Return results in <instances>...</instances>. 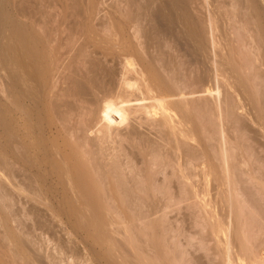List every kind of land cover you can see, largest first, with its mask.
I'll list each match as a JSON object with an SVG mask.
<instances>
[{
    "label": "rangeland",
    "instance_id": "obj_1",
    "mask_svg": "<svg viewBox=\"0 0 264 264\" xmlns=\"http://www.w3.org/2000/svg\"><path fill=\"white\" fill-rule=\"evenodd\" d=\"M156 48H157V51H156ZM103 50L104 52L106 51L105 55H104V52L102 53ZM146 50L149 53H147ZM126 57H129L134 60L136 64V68L138 67L142 68L144 66V69L146 68L147 71L150 70L149 74H150V77L151 76L153 77L152 80H154L155 84L157 83L159 87L161 86V89H164V92L168 94L173 92L172 91L173 87L170 85L175 86L173 83L178 79L182 80L183 82H184L183 79H186L188 83L185 82V84L187 85L188 84L190 85L192 83L191 85H193L194 88L190 85L189 88L191 89L192 87L190 91L194 89L196 90L195 92H197L196 94L199 95V97L194 98L195 100L197 99L195 104H197L198 110H195V112L193 110L192 115H191L193 117L190 116V112H189V116H190L189 119L191 120L190 126H193L194 128V130L192 131L194 132L196 131L195 132L196 134L195 133L194 134L196 135L197 141L186 140V142H189V145L193 144L192 146L195 148L192 147L193 148L192 150L199 151L202 153L206 152V154L205 153L204 154L208 155V158L204 156L205 158L204 159L202 158L201 159L202 161L200 160V162H204L203 160L205 159H207V161L209 160L211 163L214 162L212 165L208 161V163H210L208 167L211 166V168L214 169V170L211 169V171H214L215 173L218 172V175L216 176V178L220 177L219 173H220V170L222 169L219 164L220 162L217 159L219 156V154L217 153H219L221 149L218 137L222 136L221 131L225 132L224 130H221L222 128H226L225 136L228 139L227 142L230 144L229 145L227 143L229 146V149L234 148L233 149L234 152L231 151L233 156L234 154L235 156L237 155L236 157L238 158L242 156L240 160H243L246 158L248 154H250L249 155L250 157L251 155L254 158L256 156L253 162L251 161V164H247L248 162H246L247 161L246 159H250V160L253 159V157H251L252 158L251 159L249 156H247L248 158L245 159L246 161L243 160L240 162L245 161L247 165H250L248 168L251 167L252 163L254 165L255 164L260 165V166L257 165V167L256 165L255 167H253L252 165L253 170L254 168H256L255 171H253L252 169L246 168L245 170L247 171L248 170L253 171V172L249 171V174L248 172L247 173L245 172V174H248V175H244V173H241L240 171L241 176H245V177L247 176L245 179L250 180L251 178L249 177H251L252 175H255L254 174L255 172L257 174L258 173L257 169H260L264 165L263 163L264 162V0H0V264H82V263L83 264H147L146 258L147 260H149L148 258L151 256L152 258H156L159 263L160 261L158 260L157 257L159 256L162 257L164 256V254L166 256V259L172 258L170 260L168 259V263L171 262L172 264L173 259L176 255H177L176 256L177 258L175 257V259L182 258L180 256L181 253L183 257L185 255V259L187 260V262L186 260L184 262L186 264H190L189 262L191 260H192L191 261L192 264H194L195 262H197L198 264L199 260L204 259V255H202L203 259H202V256L201 258H199L200 256L198 255V257L196 258V261L194 259L195 262L193 263V258H195V256L193 257V253H196L197 249H189V248L185 249V247L186 248L187 246L190 247V245L192 244L191 243L192 241L199 239V235L201 234V231L204 233L208 231V230H205L207 228H204L202 225H200L202 222L200 221L201 222L200 223L197 220L199 219V217L201 216L203 212L205 213L204 215L207 218L205 220H207V222L210 223L209 227L212 224L211 220L208 217L209 211L206 209L212 206V202H211V205L207 206L206 208L201 207V209L203 208L206 210L202 209L201 212H198V214L200 213V215H198L196 211L200 209L201 205L196 206L195 204V203H197V205L202 204V202L204 203L208 200L207 198H209V201H211V197H208L209 194L207 196L205 195L206 192H210L211 194L212 190L209 187L206 188L205 186H203V188H199L201 189V191L202 190L204 191V192H200L201 193L200 195H202V198L205 195L207 197L205 198L206 201L205 200L203 201L204 198L202 199L199 196H198V199L200 198L202 200L197 201L196 199L197 196L196 198L193 197L194 199H196L197 202L193 198H192V200H194L193 202H191V199L189 200V203L191 202V205L193 203L194 207L196 206L199 208L195 207L193 209V205L190 207L185 205L186 202L188 203V201L184 202L185 204L183 203V205H185L184 207L182 204L178 205L179 207L177 208L174 207L173 205L171 207L167 206L168 208L165 206L166 210L161 209L163 208V206L162 204H160L161 207L160 205H156L160 209L158 210V208L156 207L157 209L155 208L154 210L155 213L151 215V213L153 212V210H151L153 208L151 207H155V206L151 205V207L149 208L152 211L151 212L148 209V207L150 206L149 203L147 204L148 205L147 208H146L147 205H145L144 203L145 199H147V195H146V198L144 197L145 194L147 193L146 188H149L150 185L151 187L153 184L155 185V181H153L154 179L152 177L151 178L153 180L151 178H149V180H146L147 179L146 178L144 180L145 183L142 182L143 184L141 185L143 186H141L140 185L141 182L137 181L136 178L138 179L139 177H141V175L143 176L144 174L142 173L144 172L146 175L147 174L146 169L156 167V166L154 167L153 165H152L153 167H151V164L150 166H148L149 164L148 162L150 159L152 161V158L151 156H148L147 152L149 150L154 151V149H156L157 147L159 148V146L162 143L166 144L165 142L160 143L161 140H159L158 136H156L157 134H155V130L151 128L152 125H149V122H150L149 120H148L149 121L148 123L146 124L143 123L144 125L142 126L141 125L139 126L137 124H132V128H128L130 132H124L128 136L118 135L119 136V138H117L118 145L116 142V146H115V141H116V137H115L114 147H113V148L117 147L116 148L117 150L114 151V154L117 155L118 158L117 157L115 158L118 159V162H122L125 160L128 161L127 158L130 160L131 158L135 157L134 155H136L135 159H137V157L139 158L137 159V161L134 159L132 162L131 161L129 162L131 163L130 164L131 166L132 163L136 164L139 161L138 165L133 164L132 166H134V172L135 171L140 172L141 170V173H139L141 175L136 173V175L138 174L137 176H139L137 177L135 173L133 172V170L132 172H130V170L128 169L130 172L129 174L134 173L133 175L135 176V179L134 177H132L134 180H132L131 178H128V179H130L131 182L132 181L135 182V180L137 181L136 183L140 182L137 185L135 183L134 186H138V187L141 186L142 188H144V186L146 187L148 185L149 187L147 186L146 188H144L146 191L145 194H144L145 191H142V188H138L141 190V192L140 190L138 191V189H137V192H134L136 187L133 188V183L132 184L129 183L130 185L122 184L125 186V187L123 186L125 190L127 187L126 191H123L124 189L121 187L123 189L122 192H124V194H122L121 191L116 190L118 185H114L115 181L118 179L120 180L121 178L122 179L120 181L124 180L123 175L125 174L122 173V171L123 172L127 171V170L121 171L120 169L121 172L119 171L118 172L119 174H117V176L115 174V176L119 177L121 175L122 176L121 178L117 179L116 177H114L116 179L115 181H110V179H108L107 181V178H106V181L108 183L114 182L112 183L113 185L111 183L108 184V186H110V189L106 188V189H109L110 191H112L113 189V191L111 192L113 197L112 196L111 197L114 200H116L113 202L114 206L112 205L113 203L110 202L111 201L110 199H109L110 200L109 203H112L110 204L112 206H110L109 203H105L107 206L104 203H102L104 201L108 202V200H106L107 199L106 197L103 198L100 196V199H97L99 198L97 195L101 194L99 193L101 192V190H98L99 192L96 191L98 194L94 195L95 191L93 189L89 188L90 190L88 191L86 188L84 189V188H79V187L76 188L78 194L80 195L79 193L80 191H82L83 195L87 194L86 195L87 198L86 196L82 197V193H81V197L85 198L89 202L92 201L93 204H90V205L85 204L83 205L84 207L82 205H81L82 207L75 205L76 203H78L76 201L80 200L79 199L80 196L77 195L79 196L78 197L79 200L78 199L75 200L72 197H75L76 195L74 194L75 196H72L73 194H69L70 192H67V190H65L67 188L66 186L67 181H64V180L68 179V176L66 177V175H64L65 173L63 174L64 175L63 176L62 175L63 172L59 174L60 176L62 175V178L65 177V179L64 178L63 179L61 178L62 180L60 179L62 182L64 181L62 184H60L59 182L60 188H55V186L53 187V184H50V183H49L50 185L48 186V183L45 181L46 177L43 176V174H41V177H40V174H37V176L38 175L39 176L36 177L37 182L39 181V184H41L44 187L45 191H48V192L52 191V193L54 194L56 192L55 189H59L57 190L58 194L55 193V195L57 196V198H59L60 202L63 200L62 203H58V204L52 203L50 204L52 206H50L49 204H46V205L42 204L40 206L37 205L35 206L36 208H34L32 206H29L28 204H25L21 200V195L19 193L20 185L18 184L19 179H17V177L19 178V174H18L19 172L15 173L17 171V170L15 171V169L18 167H21V164L23 165L22 167H26L30 165L31 162L33 164L35 162L34 161L35 158L32 159L31 158L32 156H29L30 152L27 153L25 151V153L28 155H26L23 152L25 155V159H26V160L24 159V161L25 162L27 161V162L24 163L22 159H18L19 153L17 152L19 151L16 152L18 154L17 155L15 153V150H17L16 149L17 145H15V142L17 141L18 145L20 143L21 144L23 143L24 145L26 144L25 146H27L28 143L33 142L32 138H34L35 135L37 136V134L34 133V130H36L39 127H40L39 130H41L43 124L45 123L46 117L50 116L49 117L50 120L55 119L53 117L54 115L53 116L49 115L50 114L49 108L51 107V105L49 107V104L52 102L51 101L52 99L55 100V98L53 97H56L55 95L60 93V92L59 93L57 92L60 91L61 88L65 86L64 91H66V89L69 88L68 86H66L67 83L65 84V82H67L68 79L73 80L74 78V81L81 79V83L83 85L86 84V82L83 83V80H82L84 79L85 81V78L79 76L80 73L76 74L75 72H73L74 70H77L76 72L80 71L78 69L79 66H81L79 65L80 61L81 62L83 61V63L88 62L86 64L84 63V65H87V66L90 64L89 61L91 60L93 61L91 62L93 64L94 63L96 64V61H97V64L102 63V65H105V66H109V67L113 66L114 71L116 72L113 75V77H115V75L118 76L117 73H119L120 70L122 69L121 64L119 62L123 61L122 58L124 59ZM104 61H106L105 64L103 63ZM74 63L78 64L79 66L78 65L75 66ZM64 67H67L68 71L67 69L65 70ZM81 68L82 67H80V69ZM172 69L174 70L172 71ZM56 74L60 76L57 77ZM61 75L65 77L63 78L61 77ZM72 75L75 77H72ZM169 75L174 78V79L172 78L173 80H175L176 77L178 78L175 81L170 83L171 77L170 79L167 78L169 77ZM56 77L57 79H55ZM66 77L67 78L69 77V78L67 79ZM76 77L78 79L75 80ZM65 78L67 79V81ZM64 79L65 81L64 83H62ZM188 80H191L190 81L191 83ZM5 85L9 87V90H7L8 93L6 92V88L8 87H6ZM206 88H215L214 90L218 89L220 93L218 97L220 98L218 99V97H215L217 96V93H214L213 95L209 94V96H206L208 94H206V92H203V90H205ZM64 91L61 90L62 93ZM202 92H203V95L200 96ZM48 93L50 94V97ZM46 94L47 96H45ZM62 97L66 99V97L64 96ZM214 97L217 98L216 99L217 102L218 101L222 102L221 104L218 103L219 108L215 105L217 104V102L216 100H214ZM26 98L27 99L29 98L28 101ZM44 98H45V104L43 105L45 106L48 104L45 107L40 104L44 102ZM174 99L175 98L172 97V100L176 101V99L175 100ZM212 101H215V103ZM32 102L33 103L35 102L36 105H34ZM12 103H13V106H12ZM7 104H9V106H7ZM205 104L206 105L210 104L214 106L213 107L214 109L213 110L210 109V112L208 111L209 113H207V111H205L202 107V105H205ZM39 105L41 107H39ZM17 107H18V111H17ZM42 108L44 111H42ZM38 109H41V111ZM46 110L48 113L46 112ZM219 112L220 114H222V116L219 114ZM225 112L227 113L225 114ZM206 113H207V116L210 115L208 119H207ZM19 116H20V119H19ZM22 119L24 123L21 121ZM25 119L27 120L29 119V121L26 120L27 121L26 122ZM47 119L48 118H46V120ZM206 121H209L210 123ZM218 121H220V123ZM33 123L37 127L33 125ZM203 123H205L204 125H208V126L211 124L210 125L211 127L209 126L211 130L208 128L209 131H207L206 128L208 126L205 128L206 130L205 129L200 130V129H203ZM219 124H221L220 130L218 129ZM21 125L26 126V127H23ZM33 127L35 128L34 130H33ZM6 128L9 130H6ZM134 131L136 132L134 133ZM6 132H8L9 135L5 134ZM205 132L209 133V135L207 134L209 138L213 135V138H211L210 140L208 138L209 142L207 143V145L205 143L207 142V139L203 137V136L207 137ZM216 132L217 133L219 132V133L217 134ZM90 136L93 137V134H90ZM52 138L53 136L50 137L49 143L50 141L52 142L53 140H55V137L53 139ZM62 140H64L65 142L66 139H62ZM67 140H69L68 137H67ZM67 140L66 142H68ZM155 140L157 143H160V144L159 145L156 144ZM151 141H154V142H151ZM220 141H221V137H220ZM210 142L212 144H210ZM154 143H155V146L154 145H153L154 147L151 146ZM111 144H109V146ZM170 144L173 145L174 143L171 142ZM194 144L196 146H194ZM202 144L206 146L204 147ZM208 144L211 146V148L209 146L210 150H208L207 148ZM7 146L8 148H6ZM20 146L18 149L21 150L20 152H22L23 149ZM25 146H23V148ZM148 146L154 149L152 148L149 149ZM110 147H112V145ZM166 147H171V146L168 145ZM183 148H185V146ZM118 149L120 152H117ZM203 149L204 151H202ZM5 151H8V153ZM155 151L158 152L157 149ZM138 152H141V153H138ZM149 152H152V151H149ZM171 152L173 155H175L173 151ZM208 152H210V154H208ZM152 153H149V154H152ZM215 153L218 156H215L216 155ZM141 154L145 156V159H148V161L145 159H144L145 161H142ZM22 155L20 157H23ZM128 155H131V156L133 155V157L131 156L127 157ZM210 155L212 157L215 156V158L216 157L217 158L216 159L214 158L213 160V158H211ZM123 157L125 158V160ZM152 157H155V156L152 155ZM157 158H155L156 161H157ZM159 158H160V161L163 160L161 159V157ZM7 159H8V162H5L7 161ZM170 159L171 157H168L165 161H169ZM233 160H234V157L233 159L231 158L230 161H233ZM12 162H14V164L16 163L17 166L14 165ZM234 162L236 164L237 161H233V164ZM157 163H160V162L157 161ZM7 164L8 165L10 164L9 166H11L12 168L16 166V168H14L15 172H12L13 169L9 168ZM204 164L206 163L204 162ZM242 164L244 165V168H245L246 165L244 163ZM242 164H240V166ZM4 166L8 167V170L11 172L12 175L10 174L9 171H8L9 174L8 175L6 174L7 169L5 171ZM173 166H175V163ZM175 168L177 169V166ZM240 168L241 167H239V169ZM262 168H263L262 170L260 169L262 172H259V173H262L263 177L261 176V174L259 175L262 178H264V172H263L264 166ZM197 169L196 171L200 173L201 168L199 167ZM151 170H150V173H151ZM117 171L118 170L116 169V172ZM153 171L154 169L152 170V173ZM236 172L235 173L238 174V170ZM58 173H60V171ZM129 174L128 176L131 177ZM145 175L143 177H146ZM211 175H213V172H211ZM110 176L112 177V175ZM143 177H141V179H143ZM210 177H209L210 181H212L213 178H215L214 175ZM261 177L260 179H262ZM43 178L45 180H42ZM124 178L126 182H130L126 180L127 179L126 177ZM173 178L177 181V178H175V175ZM214 180L216 181V183L214 182ZM214 180L213 182L217 184L218 179H214ZM125 181L121 183H124ZM250 181L252 182V180ZM250 181L249 183L251 184ZM65 182H66V185H65ZM75 182L76 181H74V184ZM199 182H202V180ZM213 182H210L211 183L210 187L212 188L214 187L212 185ZM253 182H255V184L257 183L255 180ZM161 183L163 182H160L159 184ZM165 183H164V187L167 185V184L165 185ZM159 184L156 183V185L158 186ZM243 184L245 185L244 189H246L248 186L246 181ZM255 184H253L254 187L252 190H250L252 186L251 185L248 186V188L246 189L247 190L246 193L250 196L252 195L253 199H256V202L255 200H252L254 201L253 202L254 204L255 203L260 204L261 202H258L257 199L259 198L258 199L259 201L263 200L262 198L264 196L260 199L261 195L259 196V194H256L253 190L254 189L260 190V186L262 184L260 185V181H259L260 186L257 184L258 185L257 187L259 188H256ZM122 185L120 184V186ZM61 186H63L64 190L63 189L60 190L62 188ZM113 186L114 188L116 186L115 190ZM129 186H131L134 190H129ZM2 187L3 188L5 187L6 189L5 188L3 189ZM131 187L130 189H132ZM263 187H264V182H263ZM205 188L207 190H205ZM263 189L264 188H261V190ZM102 190L104 191V189ZM213 190L216 191V189H213ZM220 190H221L220 193H223L224 190L226 192V189L224 187H223V192H222V189ZM258 190H255V191L257 192ZM261 190L259 191L260 194L262 193ZM21 191L22 190H20V192ZM61 191H65V193H63L64 196L62 195ZM172 191H174V189H172ZM7 192L9 195L6 194ZM138 192L139 194H137ZM52 193H48V195L54 196ZM90 193L91 194L93 193V194L90 196ZM4 194L6 197L4 196ZM59 194L61 195L59 196ZM65 194H68L70 195V197L71 196L72 197L69 198V196ZM212 194L210 196H213ZM214 194L216 193L214 192ZM93 195L95 197L97 196L96 198L97 200L102 199L103 201L98 202L94 198ZM126 195L128 196V199ZM137 195L140 196L139 198L140 200H141V197H143V199L145 198L142 202L143 205L139 203L141 201L138 200L137 197L139 196ZM255 195H258L259 197L257 198L255 197ZM7 196L9 197L7 198ZM27 196L28 198L34 197L35 199L36 198L38 199L37 195H31V193L30 195L27 194ZM161 196L164 197L162 194ZM60 197L62 198L60 199ZM124 197H125V200L127 199L126 201L122 200V198ZM133 198H135L137 201L134 200ZM129 199H130V203H129ZM72 200L75 201V203H71ZM93 200H96L97 203L95 202V204H98V205H95ZM121 200H122V203H120ZM131 201L134 202L135 205ZM252 201H250V203H252ZM83 203L85 202H82L81 204ZM263 203L264 202H262V204ZM94 206H97L98 208L100 207L99 208L100 210H98V208ZM106 208H108V210ZM195 209L197 210L195 211ZM156 210H158V212H156ZM149 211H150V215L148 214L146 216L147 212L149 213ZM164 211H166V213ZM195 212L198 215L197 219L195 218L197 217ZM164 215L166 218L164 217ZM204 215H202L201 217L203 218ZM130 216L133 220L130 218ZM115 217H116V220H115ZM190 217L192 219H196V223L197 221L199 222V224H196L200 230V231L196 230V232L198 231L199 235L198 233L196 234L195 231H193L197 227L194 228L195 224L192 222L194 220H192ZM151 219L152 221L154 220L153 223L150 222ZM159 219H162L164 221L166 220V221L163 222L162 220H159ZM148 220L150 222L149 223L150 225L146 223V221L148 222ZM202 221H204V218L202 219ZM163 223H164V226H163ZM166 223L170 225L168 226ZM192 223L194 226L192 225ZM205 223H202V224H205ZM190 224H191V227L193 228L190 227ZM149 226L153 227V230L155 231L156 234H154V232L151 231L152 228ZM161 226H163L165 229ZM160 227L162 229L161 233H159L161 231ZM148 228L149 229L151 228L150 230L151 232L149 231ZM127 229L129 231L128 232L129 234L126 232ZM157 230H160V231L158 232ZM163 230H166V231L163 232ZM170 230L171 231L173 230V231L171 232ZM165 232H166V235H165ZM210 232L211 230L209 231V236L211 234ZM152 233L154 235L150 237L149 235ZM147 234L149 237L147 236ZM170 234L172 236H170ZM204 235L206 236V234ZM205 236L204 237L200 236V239L202 238L203 242L200 240L199 241L200 244L196 243L197 245L194 244L195 246L193 245L191 246L195 248L196 246L198 245L200 246L201 244L203 246L204 245L203 243H206L205 244L206 246L207 242L211 240L207 241L208 239H210L208 236V232H207L208 238ZM204 238H207V239L204 240ZM213 239H214V235H213L212 241ZM152 240L154 241V243L156 242V244L152 243V245L156 246V247L153 246L154 248L152 246H151L152 248L149 246ZM187 240L189 242H187ZM169 241H171L172 243ZM146 242L148 243V245H146ZM174 242H176L178 245H176V243ZM185 242H187L188 245H186ZM165 243L166 245H164V247L169 245V247L171 246L170 247L171 250L169 249L168 246H167L168 249L166 247H165L166 249L163 248V244ZM213 243L215 244L216 241ZM213 243H211L210 245H212ZM217 243L219 244L218 240H217ZM210 245L208 247L211 250L213 249V251L210 250V252H207L209 250H206L208 254L211 252L214 253V250L217 248L216 247L217 245L214 246L215 248H211ZM205 246L203 247L205 248ZM219 246L221 250L223 251L222 245L219 244L218 248ZM199 248H198V251H199ZM202 249L203 248H201V250ZM205 249H208V248H205ZM75 250L77 251V253ZM146 250H148L150 254H146L148 253V251ZM176 250H178V252H176ZM184 250L186 251L189 250L190 252H192V256L189 251L188 253H186V251ZM203 251L205 252V250ZM165 252H168L169 255ZM172 252H174L175 254H173ZM206 252L205 254H207ZM216 252L217 254H219L218 251ZM221 252L219 254L220 256H222ZM177 253H179V255ZM213 253L212 255L216 256V258L218 259L221 258L219 257V255L217 256L216 254H213ZM146 255L147 256L150 255V256L147 257ZM186 255L188 256L187 257L188 259L186 258ZM212 255L210 254V257L208 258L209 260L212 259L211 258ZM189 257L191 258L189 259ZM206 258L207 257H205V259ZM223 258H224V254H223L222 259ZM205 259L203 261H205ZM208 259H206V261ZM218 259H217V264L223 262V261H220L218 263L219 261ZM160 260H161V264H163V262L164 264L167 263V262L165 263V260L164 261L162 259ZM155 261L156 260H153L154 263ZM181 261H182L181 264H183L184 263L183 260ZM206 261L204 263H206ZM179 262L178 264H180ZM222 264H224V262Z\"/></svg>",
    "mask_w": 264,
    "mask_h": 264
},
{
    "label": "bare ground",
    "instance_id": "obj_2",
    "mask_svg": "<svg viewBox=\"0 0 264 264\" xmlns=\"http://www.w3.org/2000/svg\"><path fill=\"white\" fill-rule=\"evenodd\" d=\"M121 49V48H120ZM119 49V50H120ZM108 50V49H107ZM112 51V50H111ZM124 51V50H123ZM147 51V50H146ZM156 51H157V48H156ZM163 51V50H162ZM165 51V50H164ZM104 52V50L102 51V53ZM106 52V51H105ZM104 52V55L106 54ZM108 52V51H107ZM114 52V51H113ZM126 52V51H125ZM128 52V51H127ZM96 53V52H95ZM109 53V52H108ZM112 53V52H111ZM140 53V52H139ZM147 53H149L148 51H147ZM97 54V53H96ZM125 54V53H124ZM133 54V53H132ZM135 54V53H134ZM165 54V53H164ZM167 54V53H166ZM121 56V55H120ZM119 56V57H120ZM125 56H127V55H125ZM129 56V55H128ZM92 57V56H91ZM105 57H107V56H105ZM130 57H132V56H130ZM100 59V58H99ZM177 59V58H176ZM82 60V59H81ZM94 60V59H93ZM101 60V59H100ZM99 60V61H100ZM122 60L123 61H120L119 63L121 64V67H122V69L120 70V72L119 73H117V75L118 76H116L115 75V77H113V75L116 73L115 71H114V68H113V66H105V65H102V63L100 64V63H98L97 64V61H96V64L94 65L93 63H91V62H93L92 60L91 61H89V60H87V61H89V65L87 66V65H84V63H83V61L81 62H79V65H81V66H79L78 64H75V66L76 65H78L79 66V70L81 71H79V72H76L77 70H74L73 72H75L76 74H78V73H80V77H83V78H85V81H84V79H82L83 80V83L84 82H86V86L85 85H83L82 83H81V79H78L77 77L75 78V80L76 79H78L77 81L79 82H77V81H74V78H73V80H70V79H68L67 77V79H68V81H67V79H66V81L67 82H65V84H66V86H68L69 88H67L66 89V91H64L65 90V86L63 87V88H61V90L62 91H64L63 93L61 92V90L60 91H58L57 93H61L62 94V96H64V97H66V99H64L62 96H61V94L59 93V94H56L55 96L56 97H53V98H55V100H53L52 98V102L49 104V107H50V105H51V107L49 108L50 110V114L49 115H51V116H53L55 119L54 120H50V116L49 117H46V116H44V117H46V118H48L47 120H46V118H45V123L43 124V126H42V128H41V130H39L40 129V127L39 128H37L36 130H34L35 128V124L33 123V125H35L34 127H33V130H34V133L35 134H37V136L35 135H33L34 136V138H32L33 139V142H30V143H28L27 144V146H28V148H27V146H25L23 143L21 144L20 142V144H21V146H20V144L18 145V142L16 141L15 142V145H17L15 148L17 149V150H15V153L17 152V151H19V152H17V153H19V158H18V156H17V158L18 159H22L23 161H24V159H25V155H24V153H25V151L27 152V153H29L30 152V155L29 156H32L31 158L33 159V158H35V164L33 163L32 164V162H31V164H30V162H29V164L30 165H28V166H26V167H22L23 165L21 164V167H18V168H16V163L14 164V162H12L14 165H16L15 167H14V165H13V167L14 168H16L15 169V171H14V168H12L11 166H9L8 164H7V166L9 167V168H12V169H10V170H12V172H15V173H17V172H19L18 174H19V178L17 177V179H19L18 181H19V187H20V190H22L21 192H20V190H19V193H20V195H21V200H22V202H24L25 204H28L29 206H32V207H34V208H36L35 206H37V205H46V204H54V203H62V201L60 202V200H59V198H57V196L55 195V193H57L58 191L57 190H59V189H55L56 190V192L53 194L52 193V191L50 192H48V191H45L44 190V187L41 185V184H39V181L37 182V178L36 177H38L37 176V174H40V177H41V174H43V176H45L46 177V180L43 178L42 180H45L47 183H48V186L50 185V184H53V187L55 186V188H60V185H59V182H60V184H62L64 181H67V185H66V182H65V185L67 186V188L65 189V190H67V192H70L69 194H73L72 196H75V197H77V198H75V197H72L73 199H78V197L80 196V200L79 201H76V202H80L79 204L78 203H76L75 205H77V206H80V207H82L83 205H85V204H88V205H90V204H93L92 203V201H87L85 198H82V197H84V196H86V195H83V193H82V191H80L79 193H80V195L78 194V192H77V190H76V188H86L88 191L90 190V189H93L95 192H94V195H96V194H98L97 192H99L98 190H101V192H99V193H101L100 195L98 194L97 196L99 197V198H97V196L95 197L94 195V198L96 199H100V196L101 197H103V198H107L106 200H108V202H106V201H104V202H102V203H109V201L110 202H114V201H116V200H114L112 197V191H113V189H112V191H110L109 189H110V186H108V184L109 183H111V182H107L108 181V179H110V181H115L116 179L114 178V177H116L117 176V174H119L118 172L120 171V169H121V171L122 170H127V171H125V172H123L122 171V173H124L125 175H123V179L124 180H122V181H120L122 178V176L120 175L119 177H116L117 179L118 178H121L119 181L118 180H116L115 181V184L114 185H118L117 186V188H116V186H115V188H116V190H119V191H121V193L122 194H124V192H122V190L124 189V185H122V184H129V183H133V188H135L136 187V189H135V191L134 192H137V189L138 188H142L141 186H143V185H141V184H143V183H145L144 182V180L146 179V180H149V178H151L153 181H155V185H154V187H153V185H152V187H151V183L149 184L150 185V187L149 188H146L145 186H144V188H146V191H147V193H146V191H145V189L144 188H142V191H145L144 192V194H145V198H146V195H147V199H145V201H144V203H145V205H147L148 203H149V207H148V205L146 206V208L148 207V209L151 207V205L153 206H155V207H151V208H153V209H151V210H153V212L151 213V215L153 214V213H155V208L157 207L158 208V206H156V205H160V204H162V206H163V208H161V209H165L166 210V207L167 206H169V207H171L172 205L174 206V207H179L178 205H180V204H182L183 205V203L184 202H186V201H188V203L186 202V204L185 205H187V206H192L193 205V203H192V205H191V202H193L194 200L196 201V199H197V201H199V200H202L203 198V201L205 200L206 201V199L205 198H207L206 196L209 194V196L208 197H211V201H209V198H207L208 200V202H210V203H208L207 201L206 202H202V204H198L197 205V203H195L196 204V206H199V205H201L200 206V209L199 210H197V209H195V211L197 212V214H198V212H201L202 211V209H201V207H204V208H206L207 206H210L211 205V202H212V206H210V207H208V208H210V209H208V208H206L208 211H206V212H208L209 213V215H208V217H209V219L211 220V226L209 227V225H210V223L209 222H207V220H205V219H207L206 217H205V213L203 212L202 214H201V216L202 215H204L203 216V218H204V221H202V217L200 216L199 217V219H197L198 218V215H200V213L197 215L196 214V212H195V214H196V216L197 217H195L199 222L201 221L202 223H205V221H206V225L205 224H202L201 222V224L200 225H202L204 228H207V229H205V230H208V231H206L205 233L204 232H202L201 231V234L199 235V233H198V231H200L199 230V228L197 227V225L196 224H199V222L197 221V223H196V219H192L193 218V216L195 215H193L192 216V220H194V221H192L194 224H195V227L194 228H196V229H194L193 231H195V233L197 234L198 233V235H199V239H197V240H195V241H190L191 243V245H193V246H195L194 244H198L199 243V241L201 240L202 242H203V240H202V238L200 239V236L201 237H204L205 235L204 234H206V236L205 237H207V232H208V236H209V231L211 230V234H210V236H209V238L210 239H208L207 241H209V240H211V241H209V242H207V245L205 246V244L206 243H203L204 245L203 246H205V248H208V249H205L203 246H202V244L199 246V247H201V248H203L202 250H201V248H199L198 246H196L195 248H193L191 245H190V247H188L187 246V248L185 247V249H197L195 252L197 253H193V257L195 256V258H193V263L196 261V258L198 257V255L200 256L199 258H201V256L202 255H204V259H205V257H207L206 259H208L209 257H210V254L212 255V253L213 252H211V253H207V252H210V248L208 247L211 243H213V242H215L216 241V243H217V240H218V242H219V244H221L222 245V247H223V251L221 250V248H220V246H219V248H218V243L216 244H212V245H210V247L211 248H215L214 246H216L217 248H218V250H217V248L215 249L216 251H218V253L220 254V252L222 253L221 255L222 256H220L219 254H217V252L214 250V253L213 254H216L217 256L219 255V257H221V258H216V256H214V255H212L211 256V258L213 259V261H212V259H208L207 261H208V263L210 264L211 263V261H212V263L213 264H217V259L219 260L218 261V263L220 262V261H223L224 262V264H264V203L262 204V202H264V194H263V190H261V188H264L263 187V182H264V178H262L263 177V174L262 173H259V172H262L261 170L263 169L262 167L264 166H262L260 169H257L258 170V173L256 174V172L254 173L255 175H252L251 177H249V178H251L250 180H252V182L250 181V180H246L245 178L247 177H245V176H241V173H244V175H248L249 174V171H251V170H245L246 168H248L250 165H247V164H251V161L253 162V160L256 158V156H255V158L251 155V157H253V159L249 156L250 154H248L247 156H249L252 160H250V159H246V158H248L247 156H246V160L245 159H243V160H245L246 162H248L247 164H246V162L244 161V162H240V161H243V160H240V158H242V156H240L239 158L238 157H236L235 156V154H234V156H233V154H232V152L231 151H233V149L234 148H231V149H229V146H228V139H227V137L225 136L226 135V128H222L221 129V124H219L218 126H219V130L221 129V130H224L225 132H223V131H221L222 133H221V135L222 136H220L221 137V141H220V137H218L219 138V142H220V152L219 153H217V154H219V156L216 154L215 156H218V160H219V164H220V166H221V170H220V173H219V178H220V180H219V178H216V176L218 175V172L217 173H215L214 171H211V166H209L208 167V165L211 163L209 160V162L210 163H208V161H207V159H205V160H203L206 164H204V162H200V160L203 158H205L204 156H206L207 158H208V155H205L206 154V152H204V153H202V152H199V151H194V150H192L193 148H195V147H193L192 145H189V142H186V140H188V141H197L196 140V131L194 132V131H192V130H194V128H193V126H190V122H191V120L189 119L190 118V116L192 115V112H193V110H194V112H195V110H198L197 109V104H195L196 103V100L194 99L195 97H199V95L198 94H196L197 92H195L196 90H192V91H190L191 89H192V87H193V85H191L192 83L190 82L191 80H188L191 84V89L189 88L190 87V85L188 84H185V82H187V80L186 79H183L184 80V82L182 81V80H176L178 77H176L175 78V80H173L174 78L173 77H171L170 75H169V77H167V78H169L170 79V77H171V79H170V83L171 82H173V81H175L173 84L175 85V86H173V85H170V86H172L173 88H172V93H170V94H168V93H166V92H164V89H161V86L159 87L158 85H157V83L155 84V82H154V80H152V76L150 77V70L149 71H147V69L145 68L144 69V66L143 65H141V66H143L142 68L141 67H138V68H136V64H135V62H134V60L133 59H131V58H129V57H126V58H122ZM160 60H161V58H160ZM168 60V59H167ZM167 60H165V61H167ZM98 61V62H99ZM136 61V60H135ZM105 62L106 61H104L103 63L105 64ZM78 63V62H77ZM83 63V64H82ZM86 63H88V62H86ZM85 63V64H86ZM108 63H109V61H108ZM168 63V62H167ZM71 64H72V62H71ZM100 64V65H99ZM141 64H142V62H141ZM164 64V63H163ZM85 67H84V66ZM99 65V66H98ZM138 65V64H137ZM74 66V67H75ZM101 66V67H100ZM174 66V65H173ZM70 67V66H69ZM80 67H82L81 69H80ZM165 67V66H164ZM168 67V66H167ZM245 67V66H244ZM139 68H141V69H139ZM58 69V68H57ZM64 69L66 70L67 69V67H64ZM76 69V68H75ZM167 69V68H166ZM65 70H63V71H65ZM73 70V69H72ZM174 69H172V71H173ZM67 71H68V69H67ZM170 71V70H169ZM23 73V72H22ZM58 73H59V71H58ZM57 73V74H58ZM64 73V72H63ZM66 73V72H65ZM12 74H13V72H12ZM56 74V75H57ZM69 74V73H68ZM75 74V75H76ZM53 75H55V74H53ZM65 75V74H64ZM74 75V74H73ZM72 75V77H75V76H73ZM172 75V74H171ZM7 76V75H6ZM60 76V75H59ZM58 75H57V77H59ZM71 76V75H70ZM78 76V75H77ZM166 76H168V75H166ZM57 77L55 78V79H57ZM61 77H63L62 75H61ZM65 77V76H64ZM63 77V78H64ZM72 77H71V79H72ZM175 77V76H174ZM10 78V77H9ZM62 78V79H63ZM181 78V77H180ZM188 78V77H187ZM5 79H6V77H5ZM54 79V80H55ZM65 79L63 80V82L62 83H64V81H65ZM166 79V78H165ZM190 79V78H189ZM61 80V79H60ZM69 80H70V82H69ZM6 81V80H5ZM9 81V80H8ZM51 81V80H50ZM179 81V82H178ZM56 82V81H55ZM54 82V83H55ZM59 82V81H58ZM182 82V83H181ZM60 83V82H59ZM188 83V82H187ZM52 84V83H51ZM58 84V83H57ZM61 84V83H60ZM59 85V84H58ZM6 87H8L7 85H5ZM21 86V85H20ZM43 86V85H42ZM5 87V88H6ZM29 87V86H28ZM38 87H40V86H38ZM57 87V86H56ZM159 87V88H158ZM48 88V87H47ZM52 88V87H51ZM194 88V87H193ZM217 88V87H216ZM46 89V88H45ZM56 89V88H55ZM189 89V90H188ZM215 88H206L205 90H203V92H206V94H208V95H206V96H209V94L210 95H213L214 93H217V96H215V97H218L219 96V90L218 89H216V90H214ZM7 90H9V87L8 88H6V92L8 93V91ZM30 90V89H29ZM52 90V89H51ZM5 91V90H4ZM22 91V90H21ZM32 91V90H31ZM37 91V90H36ZM49 92H51V91H49ZM169 92V91H168ZM203 92H202V94H200V96L201 95H203ZM31 93V92H30ZM37 93V92H36ZM47 93V92H46ZM199 93H201V92H199ZM10 94V93H9ZM49 94V93H48ZM52 94H53V92H52ZM196 94V95H195ZM92 95H93V97H92ZM94 95H95V97H94ZM198 95V96H197ZM10 96V95H9ZM20 96V95H19ZM44 96V95H43ZM42 96V97H43ZM45 96H47V94L45 95ZM206 96H205V98H206ZM29 97V96H28ZM40 97V96H39ZM49 97H50V94H49ZM91 97V98H90ZM172 97H174L175 99H176V101H173L172 100ZM214 97V100H216L217 98H215ZM41 98V97H40ZM71 98V99H70ZM93 98V99H92ZM220 97H218V99H219ZM27 99V98H26ZM29 99V98H28ZM28 99H27V101H28ZM68 99V100H67ZM174 99V100H175ZM192 99H194V100H192ZM199 99V98H198ZM42 100V99H41ZM213 100V99H212ZM8 101V100H7ZM12 101V100H11ZM33 101H34V99H33ZM37 101H38V99H37ZM46 101H48V100H46ZM211 101V100H210ZM258 101V100H257ZM16 102V101H15ZM212 102H214L215 103V101H212ZM216 102H217V100H216ZM10 103V102H9ZM14 103V102H13ZM13 103H12V106H13ZM33 103V102H32ZM218 103H222V102H220V101H218L217 102V104H215L217 107H218ZM11 104V103H10ZM24 104V103H23ZM34 105H36L35 104V102L33 103ZM38 104V103H37ZM42 106H44L43 104H45V98H44V102L43 103H40ZM46 104H47V102H46ZM220 104H219V106H220ZM19 105V104H18ZM48 105V104H47ZM47 105H45V106H47ZM7 106H9V104H7ZM6 106V107H7ZM27 106V105H26ZM38 106V105H37ZM44 106V107H45ZM210 106H212V105H210V104H205V105H202V107H203V109L205 110V111H207V113H209L210 112V109L211 110H213L214 108V106H212V107H210ZM21 107V106H20ZM39 107H41L40 105H39ZM39 107H37V108H39ZM200 107V106H199ZM224 107V106H223ZM22 108V107H21ZM33 108H34V106H33ZM47 108V109H48ZM219 108V107H218ZM222 108V107H221ZM225 108V107H224ZM230 108V107H229ZM8 109H9V107H8ZM16 109V108H15ZM206 109H208V110H206ZM217 109V108H216ZM7 110V109H6ZM20 110H22V109H20ZM38 110H40L41 111V109H38ZM37 110V111H38ZM228 110V109H227ZM9 111V110H8ZM17 111H18V107H17ZM42 111H44L43 110V108H42ZM202 111V110H201ZM209 111V112H208ZM215 111V110H214ZM213 111V112H214ZM220 111V110H219ZM226 111V110H225ZM36 112V111H35ZM39 112V111H38ZM46 112H47V110H46ZM189 112H190V116H189ZM199 112V111H198ZM217 112H218V110H217ZM9 113V112H8ZM19 113V112H18ZM22 113V112H21ZM20 113V114H21ZM48 113V112H47ZM203 113V112H202ZM207 113H206V116H207ZM222 113V112H221ZM227 112H225V114H226ZM30 114V113H29ZM205 114V113H204ZM219 114H220V112H219ZM28 115V114H27ZM40 115V114H39ZM45 115V114H44ZM47 115V114H46ZM188 115V116H187ZM198 115V114H197ZM221 116H222V114H220ZM8 116V115H7ZM22 116V115H21ZM210 116V115H209ZM209 116H207V119H208V117ZM226 116V115H225ZM12 117V116H11ZM10 117V118H11ZM42 117H43V115H42ZM53 117H51V118H53ZM158 117V118H157ZM191 117H193V116H191ZM197 117V116H196ZM219 117V116H218ZM27 118V117H26ZM29 118V117H28ZM225 118V117H224ZM224 118H223V120H224ZM232 118V117H231ZM19 119H20V116H19ZM18 119V120H19ZM24 119V118H23ZM23 119L21 120L23 123H24V121H23ZM37 119V118H36ZM206 119V120H207ZM211 119V118H210ZM216 119V118H215ZM222 119V118H221ZM221 119H219V120H221ZM240 119V118H239ZM27 119H25V121H26ZM31 120V119H30ZM34 120V119H33ZM40 120V119H39ZM150 122H149V121ZM217 120H218V118H217ZM27 121H29V119L27 120ZM26 121V122H27ZM210 121V120H209ZM209 121H206V122H209ZM31 122V121H30ZM37 122V121H36ZM149 122V125H152V127L151 128H153L154 130H155V134H157L156 136H158V138H159V140H161V142L160 143H162V142H165L166 144H164V143H162L160 146H159V148L157 147V145H156V149L158 150V152H156L155 150L156 149H154V148H152V147H149L148 146V148L150 149V148H152V149H154V151L153 150H149V151H152V152H147V154H148V156H151V158H152V161H151V159L149 160V164H148V166H150V164H151V167H155V168H149V169H146V172H147V174L145 175V172L144 173H142V174H144L146 177H143L141 174H139V173H141V170H140V172L139 171H135L134 172V166H132L134 163H132V165L130 166V162L129 161H133L135 158H136V155H134L135 157H133V155L131 156V155H128L127 157H133V158H131L130 160L127 158V160L128 161H126L125 160V158H126V156H125V158H124V160L125 161H122V159H121V161L122 162H118V157H117V155H115L114 154V151H116L117 149V147L116 148H113L114 147V139H115V137H116V141H115V146H116V142H117V138H119V136L118 135H126L124 132H130L129 131V129L128 128H132V124H137V125H144L143 123H148ZM201 122V121H200ZM219 123H220V121H218ZM222 122V121H221ZM7 123V122H6ZM9 123V122H8ZM16 123V122H15ZM22 123V124H23ZM210 123V122H209ZM28 124V123H27ZM205 123H203V129H200V130H204L208 125H204ZM208 124V123H207ZM228 124V123H227ZM235 124V123H234ZM32 125V124H31ZM32 125V126H33ZM148 125V124H147ZM201 125V124H200ZM211 125V124H210ZM209 125V126H210ZM213 125V124H212ZM216 125V124H215ZM224 125V124H223ZM222 125V126H223ZM21 126H23V125H21ZM21 126H19V127H21ZM131 126V127H130ZM209 126L206 128L207 129V131H209ZM214 126V125H213ZM225 126V125H224ZM246 126V125H245ZM23 127H26V126H23ZM22 127V128H23ZM37 127V126H36ZM192 127V128H191ZM211 127V126H210ZM10 128V127H9ZM202 128V127H201ZM209 128V129H208ZM16 129H18V128H16ZM28 129V128H27ZM31 129V128H30ZM205 129V130H206ZM5 130V129H4ZM6 130H9V129H7L6 128ZM21 130H23V129H21ZM25 130H26V128H25ZM24 130V131H25ZM32 130V131H33ZM211 130V129H210ZM31 131V132H32ZM206 131V132H207ZM228 131V130H227ZM230 131V130H229ZM136 131H134V133H135ZM204 132V131H203ZM205 132V133H206ZM210 132H212V131H210ZM215 132V131H214ZM20 133H21V131H20ZM19 133V134H20ZM195 133V134H194ZM217 133V132H216ZM215 133V134H216ZM219 133V132H218ZM217 133V134H218ZM5 134H8V132H6ZM12 134V133H11ZM33 134V133H32ZM90 134H93V137H91L90 136ZM129 134V133H128ZM131 134V133H130ZM209 135V133H206V135ZM212 134V133H211ZM214 134V133H213ZM9 135V134H8ZM205 135V134H204ZM208 135H207V137L206 136H203V137H205L206 139H207V142H205L206 143V145H207V143L209 142V140L211 139V138H213V135L209 138L208 137ZM233 135V134H232ZM12 136V135H11ZM51 136H53V138L55 137V140H53L52 142L50 141V143H49V139H50V137ZM118 136V137H117ZM126 136H128V135H126ZM243 136V135H242ZM263 136V135H262ZM64 137V138H63ZM67 137H68V139L69 140H67ZM142 137V136H141ZM200 137V136H199ZM217 137V136H216ZM256 137V136H255ZM43 138V139H42ZM52 138V139H53ZM123 138V137H122ZM134 138V137H133ZM138 138V137H137ZM155 138V137H154ZM208 138H209V140H208ZM227 140H226V139ZM251 138V137H250ZM35 139V140H34ZM51 139V140H52ZM62 139H66L68 142H66V140H65V142H64V140H62ZM156 139V138H155ZM230 139V138H229ZM232 139V138H231ZM236 139H237V137H236ZM120 140V139H119ZM158 140V139H157ZM216 140V139H215ZM214 140V141H215ZM7 141V140H6ZM150 141V140H149ZM232 141V140H231ZM242 141V140H241ZM10 142V141H9ZM151 142H154V141H151ZM174 143L173 145L172 144H170V143ZM212 142V141H211ZM210 142V144H212ZM17 143V144H16ZM111 143H113V144H111ZM121 143V142H120ZM138 143V142H137ZM155 143L156 144H160V143H157L156 142V140H155ZM155 143L154 144H152L151 146H155ZM169 143V144H168ZM193 143V142H192ZM195 143V142H194ZM198 143V142H197ZM228 143V144H227ZM109 144H111L112 145V147H110L109 146ZM164 144V145H163ZM191 144V143H190ZM219 144V143H218ZM12 145V144H11ZM117 145H118V142H117ZM147 145V144H146ZM171 146V147H166V146ZM199 145H200V143H199ZM203 145V144H202ZM205 145V146H206ZM230 145V144H229ZM235 145V144H234ZM19 146L20 147H22V152H20L21 150H19L18 148H19ZM23 146H25L24 148H23ZM120 146V145H119ZM132 146V145H131ZM143 146V145H142ZM153 146V147H154ZM185 146V148H183ZM191 146V147H190ZM194 146H196L195 144H194ZM204 146V145H203ZM204 146V147H205ZM209 144H208V146H207V148H208V150H210L209 149ZM214 146H215V144H214ZM233 146V145H232ZM244 146V145H243ZM246 146V145H245ZM121 147V146H120ZM193 147V148H192ZM198 147H200V146H198ZM218 147V146H217ZM216 147V148H217ZM6 148H8V146L6 147ZM14 148V149H15ZM119 148V147H118ZM147 148V149H148ZM210 148H211V146H210ZM215 148V147H214ZM236 148V147H235ZM240 148V147H239ZM238 148V149H239ZM21 149V148H20ZM24 149H26V150H24ZM121 149V148H120ZM173 149V150H172ZM198 149V148H197ZM202 149V148H201ZM200 149V150H201ZM213 149V148H212ZM241 149V148H240ZM247 149V148H246ZM254 149V148H253ZM111 150V151H110ZM123 150V149H122ZM125 150V149H124ZM216 150V149H215ZM214 150V151H215ZM131 151V150H130ZM140 151V150H139ZM143 151H144V149H143ZM171 151H173V153H175V155H173L172 154V152ZM202 151H204V149L202 150ZM206 151V150H205ZM217 151V150H216ZM240 151V150H239ZM249 151V150H248ZM5 152H7L8 153V151H5ZM24 152V153H23ZM117 152H120L119 151V149H118V151ZM124 152V151H123ZM134 152V151H133ZM132 152V153H133ZM142 152V151H141ZM141 152H138V153H141ZM155 152V153H154ZM234 152V151H233ZM242 152V151H241ZM14 153V152H13ZM14 153V154H15ZM23 155H22V154ZM137 153V154H138ZM149 153H152V154H149ZM201 153V154H200ZM250 153V152H249ZM6 154V153H5ZM26 154V153H25ZM120 154V153H119ZM125 154V153H124ZM131 154V153H130ZM134 154V153H133ZM203 154V155H202ZM208 154H210V152H208ZM242 154V153H241ZM7 155V154H6ZM23 156V157H20V156ZM26 155H28V154H26ZM122 155V154H121ZM142 155V154H141ZM152 155L153 156H155V157H152ZM240 155V154H239ZM16 156V155H15ZM147 156V155H146ZM211 156V155H210ZM215 156L214 157H212L211 156V158H213V160H214V158H215ZM243 156H245V155H243ZM28 157V156H27ZM115 157H117V158H115ZM119 157H120V155H119ZM143 157V158H142ZM159 157H161V159H163V160H161L160 161V158L158 159ZM168 157H171V159L169 160V161H165ZM233 157H234V160L233 161H237L236 162V164H235V162H234V164H233V161H230L231 160V158L233 159ZM10 158V157H9ZM148 158V157H147ZM155 158H157V161L158 162H160V163H157V161L155 160ZM215 158V159H216ZM239 160H237V159ZM244 158V157H243ZM17 159V160H18ZM137 159H139L138 157H137ZM137 159H135L136 161H137ZM145 156H141V160L142 161H145V160H147L148 161V159H145ZM15 160H16V158H15ZM26 160V159H25ZM30 160V159H29ZM28 160V161H29ZM140 160V161H141ZM199 160V161H198ZM263 160V159H262ZM261 160V161H262ZM10 161H12V160H10ZM19 161V160H18ZM21 161V160H20ZM32 161V160H31ZM154 161H156V162H154ZM175 163V166H173L174 165V163ZM202 161V160H201ZM250 161V162H249ZM5 162H8V159H7V161H5ZM16 162V161H15ZM27 162V161H26ZM25 161H24V163H26ZM139 162V161H138ZM138 162L136 163L137 165H138ZM151 162H153V163H151ZM200 162V163H199ZM240 162V163H239ZM255 162V161H254ZM260 162V161H259ZM11 163V164H12ZM145 163V162H144ZM214 163V162H213ZM213 163H211L212 165H213ZM218 163V162H217ZM238 163H239V165H238ZM242 163H244L246 166H245V168H244V165L242 164ZM257 163V162H256ZM264 163V162H263ZM136 164H134V165H136ZM216 164V163H215ZM240 164H242L241 166H240ZM20 165V164H19ZM27 165V164H26ZM153 165V166H152ZM172 165V166H171ZM252 165H253V167H255V165L252 163ZM252 165H251V167H252ZM257 165H259V164H257ZM257 165H256V167H257ZM6 166V165H5ZM4 166V167H5ZM143 166V165H142ZM141 166V167H142ZM147 166V167H148ZM177 166V169L175 168ZM216 166V165H215ZM219 166V165H218ZM238 167V169H237V167ZM260 166V165H259ZM8 167H5V171H6V169H7V171H6V174L8 175L9 174V170H8ZM175 169H174V168ZM201 168L200 170V173L199 172H197L196 171V169L197 168ZM214 167V166H213ZM239 167H241L240 169H239ZM248 168V169H252L253 170V167L252 168ZM123 168V169H122ZM133 168V169H132ZM137 168V167H136ZM135 168V169H136ZM145 168V167H144ZM143 168V169H144ZM210 168V169H209ZM215 168V167H214ZM218 168V169H219ZM243 168H244V170H243ZM116 169L118 170L117 172H116ZM130 170V172H132V170H133V172L135 173V175H136V173H138L139 175H141V177H143V179H141V177H139V176H137V177H139L138 179L136 178V180L137 181H140L139 183H140V187H138V186H134L135 185V183L137 182L136 180H135V182H131L130 181V179H128V178H131L132 180H134L135 179V176L133 175L134 173H131V174H129L130 172H129V170ZM139 169V168H138ZM154 169V171H153V173H152V170ZM235 169H236V171L238 170V174L240 173V171H241V173L238 175V174H236L237 172L235 171ZM137 170V169H136ZM145 170V169H144ZM144 170H142V171H144ZM149 170V171H148ZM150 170H151V173H150ZM177 170V171H176ZM198 170V169H197ZM212 170H214V169H212ZM256 170V168H254V170L253 171H255ZM260 170V171H259ZM9 171V172H8ZM60 171V173H58ZM120 171V172H121ZM196 171V172H195ZM243 171V172H242ZM253 171H251V172H253ZM63 172V173H62ZM211 172H213V175H214V177L215 178H213V180L214 179H218L217 180V184H215L216 183V181L214 180V182H213V180L212 181H210V178H212V177H210V176H213V175H211ZM222 172V173H221ZM236 172V173H235ZM245 172L247 173L248 172V174H245ZM251 172H250V174H251ZM264 172V171H263ZM62 173V175L64 174V175H66V177L68 176V179H66V180H64L63 182L61 181L63 178L65 179V177H63L62 178V175L60 176L59 174H61ZM122 173H120V174H122ZM149 173H150V175H149ZM216 175H215V174ZM5 174V175H6ZM10 174H11V172H10ZM17 174V175H18ZM115 174H116V176H115ZM128 174L131 176V177H129L128 176ZM259 174H261V176L259 175ZM12 175V174H11ZM10 175V176H11ZM57 175H58V177H59V179H58V177H57ZM63 175V176H64ZM110 175H112V177L110 176ZM174 175H175V178H177V181L173 178L174 177ZM222 175V176H221ZM238 175V176H237ZM243 175V174H242ZM257 175H259V176H257ZM197 176H199V177H197ZM39 177V178H40ZM109 177V178H108ZM124 177H126L127 179L126 180H128V181H130V182H126L125 181V178ZM132 177H134V179L132 178ZM199 178V179H197V178ZM210 177V178H209ZM242 177V178H241ZM260 177L262 178V179H260ZM7 178V177H6ZM11 178V177H10ZM62 178V179H61ZM74 178V179H73ZM106 178H107V181H106ZM112 178V179H111ZM260 180H259V179ZM61 179V180H60ZM114 179V180H113ZM150 179V180H151ZM197 179V180H196ZM243 179V180H242ZM248 179V178H247ZM256 179H258V180H256ZM40 180V179H39ZM176 181V183H175V181ZM202 180V182H199V181H201ZM256 181L257 183L255 184V182H253V181ZM7 181H8V179H7ZM74 181H76L75 182V184H74ZM123 181H125L124 183H121V182H123ZM152 181V182H153ZM246 181V183H247V185L248 186H252V188L250 189V190H252L253 189V187H254V185L253 184H255L256 185V188H259V187H257L258 185H259V181H260V185L262 186H260V190H261V194H260V190H258V189H254L253 191L256 193V194H259V196H260V199L262 198L263 200H258L259 198V196L258 195H255V197H257L258 199H257V201L258 202H261L260 204H258V203H253L254 201H252V200H255V202H256V199H253V197H252V195L250 196V195H248L246 192H247V188H248V186H247V188L246 189H244L245 187V185L243 184L244 182ZM248 181V182H247ZM249 181L251 182V184L249 183ZM262 181V182H261ZM16 182V181H15ZM43 182V181H42ZM119 182V183H118ZM143 182V183H142ZM148 182V181H147ZM146 182V183H147ZM149 182H151V181H149ZM160 182H163V183H161V184H159ZM166 182V183H165ZM210 182H213V188L212 187H210L211 186V183ZM50 183V184H49ZM76 183H77V185H76ZM112 183H114V182H112ZM111 183V184H112ZM117 183V184H116ZM139 183H136V185L137 184H139ZM156 183L157 184H159V186L158 185H156ZM164 183H165V187H164ZM4 184H6V183H4ZM120 184L122 185V186H120ZM148 184V183H147ZM210 184V185H209ZM258 184V185H257ZM11 185V184H10ZM46 185V184H45ZM59 185V186H58ZM113 185V184H112ZM130 185V184H129ZM145 185V184H144ZM209 185V186H208ZM52 186V185H51ZM63 186H64V184H63ZM63 186H61L62 188L60 189V190H62L63 189ZM80 186H82V187H80ZM84 186V187H83ZM85 186H87V187H85ZM124 186V187H123ZM203 186H205L206 188L207 187H209L212 191H211V194H212V192L214 191L216 194H214V192H213V196H210L211 194H210V192H206V196L204 195L203 196V198H202V195H200L201 193L200 192H204L203 190L201 191V189H199V188H203ZM18 187V188H19ZM123 189H122V188ZM130 187L131 186H129V190H134L132 187V189H130ZM223 187L226 189V192H225V190H224V192H223ZM3 188V187H2ZM5 188V187H4ZM3 188V189H4ZM8 188V187H7ZM90 188V189H89ZM106 188H109V189H106ZM113 188H114V186H113ZM115 188H114V190H115ZM205 188V190H207ZM222 189V192L223 193H220L221 192V190L220 189ZM6 189V188H5ZM48 189V188H47ZM102 189H104V191L102 190ZM149 189H150V191H149ZM172 189H174V191H172ZM213 189H216V191L215 190H213ZM12 190V189H11ZM64 190V189H63ZM126 190H127V187H126ZM125 189L123 190V191H126ZM128 190V191H129ZM140 189H138V191H139ZM218 190H220V191H218ZM246 190V191H245ZM255 190H258L257 192L255 191ZM8 191V190H7ZM97 191V192H96ZM11 192V191H10ZM29 192V193H28ZM52 193L54 196H49L48 195V193ZM115 192V191H114ZM131 192H133V191H131ZM140 192H141V190H140ZM156 192H157V194H156ZM248 192H249V190H248ZM30 193H31V195H37V197H38V199L36 198H34V197H30V198H28V196H27V194L28 195H30ZM61 193H62V195L64 196V194L63 193H65V191H61ZM81 193H82V197H81ZM111 193V194H110ZM120 193V192H119ZM143 193V192H142ZM6 194H8V192L6 193ZM58 194V193H57ZM75 194V195H74ZM93 194V193H92ZM91 193H90V196L92 195ZM132 194V193H131ZM137 194H139V192L137 193ZM161 194L164 196V197H162L161 196ZM223 194V195H222ZM263 194V195H262ZM9 195V194H8ZM61 194H59V196H60ZM65 195H68V194H65ZM77 195H79V196H77ZM88 195H89V193H88ZM103 195V196H102ZM113 195H114V193H113ZM142 195V194H141ZM184 195H186V196H184ZM4 196H5V194H4ZM69 196V198H71L70 197V195H68ZM112 196V197H111ZM117 196H118V194H117ZM123 196V195H122ZM127 196V195H126ZM130 196V195H129ZM136 196V195H135ZM137 196H139V195H137ZM196 196H197V198H196ZM198 196L200 197V198H202V199H198ZM6 197V196H5ZM9 196H7V198H8ZM67 197V196H66ZM196 198V199H194V198ZM251 198V199H249V198ZM33 198V199H32ZM62 197H60V199H61ZM83 200H82V199ZM86 198H87V196H86ZM93 198V199H94ZM112 198V199H111ZM115 198V197H114ZM119 198V197H118ZM132 198V197H131ZM130 198V199H131ZM138 198V200L139 201H141V202H139V203H141V205H143V197H141V200L139 199L140 198V196L139 197H137ZM192 198L194 199V200H192ZM13 199V198H12ZM11 199V200H12ZM89 199H91V198H89ZM88 199V200H89ZM96 199V200H97ZM110 199V200H109ZM127 199H128V196H127ZM126 199V200H127ZM130 199H129V203H130ZM134 200H136L135 198H133ZM133 199H132V201H133ZM191 199V202L189 203V200ZM82 200V201H81ZM86 200V201H85ZM96 200H93V202H94V204H95V202H96ZM122 200H124V201H126L125 200V197L124 198H122ZM122 200H121V202L120 203H122ZM73 201V200H72ZM71 201V203H75V201H73L72 202ZM98 202H101V201H103L102 199L101 200H97ZM123 201V202H124ZM131 201V202H132ZM137 201V200H136ZM196 201V202H197ZM250 201H252V203H250ZM11 202V201H10ZM22 202H20V203H22ZM82 202H85V203H83V204H81ZM87 202H89V203H87ZM128 202V201H127ZM23 203V204H24ZM97 203V202H96ZM112 203H109V205L110 204H112ZM134 205H135V203L134 202H132ZM152 203H154V204H152ZM199 203V202H198ZM100 204V203H99ZM125 204V203H124ZM22 205V204H21ZM82 205V206H81ZM95 205H98V204H95ZM106 205V204H105ZM104 205V206H105ZM113 206H114V203L112 204ZM112 205H110V206H112ZM177 205V206H176ZM185 205H183V207L185 206ZM203 205V206H202ZM27 206V205H26ZM50 206H52V205H50ZM87 206V205H86ZM107 206V205H106ZM105 206V207H106ZM166 206V207H165ZM186 206V207H187ZM195 206V207H196ZM28 207V206H27ZM84 207V206H83ZM89 207H91V206H89ZM94 207H97V206H94ZM116 207V206H115ZM160 207H161V205H160ZM182 207V208H183ZM194 207V205H193V209L195 208ZM87 208V207H86ZM98 208V207H97ZM100 208V207H99ZM98 208V210H100ZM156 208V209H157ZM168 208V207H167ZM196 208H199V207H196ZM89 209V208H88ZM94 209V208H93ZM107 210H108V208H106ZM160 208H158V210H159ZM169 209H171V208H169ZM191 209V208H190ZM206 209H203V210H206ZM158 210H156V212H158ZM185 210V209H184ZM110 211V210H109ZM146 211H147V209H146ZM150 211H149V213L147 212V214H146V216L149 214L150 215ZM168 211V210H167ZM181 211V210H180ZM191 211H193V210H191ZM83 212V211H82ZM91 212H92V210H91ZM94 212V211H93ZM97 212V211H96ZM103 212V211H102ZM165 213H166V211H164ZM169 212V211H168ZM95 213V212H94ZM115 213V212H114ZM161 213V212H160ZM182 213V212H181ZM180 213V214H181ZM189 213V212H188ZM207 213V214H208ZM105 214V213H104ZM184 214V213H183ZM190 214V213H189ZM96 215V214H95ZM100 215V214H99ZM112 215H113V213H112ZM104 216V215H103ZM154 216H155V214H154ZM153 216V217H154ZM159 216V215H158ZM182 216H184V215H182ZM101 217V216H100ZM137 217V216H136ZM152 217V216H151ZM163 217V216H162ZM164 217H165V215H164ZM163 217V218H164ZM186 217V216H185ZM99 218V217H98ZM119 218V217H118ZM130 218H131V216H130ZM147 218V217H146ZM161 218V217H160ZM162 218V219H163ZM166 218V217H165ZM187 218V217H186ZM189 218V219H190ZM113 219V218H112ZM120 219V218H119ZM132 219V218H131ZM137 219V218H136ZM150 219V218H149ZM162 219H159V220H162ZM115 220H116V217H115ZM133 220V219H132ZM140 220V219H139ZM154 220H155V218H154ZM153 220V221H154ZM158 220V219H157ZM96 221V220H95ZM114 221V220H113ZM121 221H123V220H121ZM135 221V220H134ZM153 221H152V219L150 220V222H152L153 223ZM163 222H165L164 220H162ZM184 221H186V220H184ZM149 222V220H148V222L146 221V223H150ZM156 222V221H155ZM181 223V222H180ZM193 223H192V225H193ZM209 223V224H208ZM119 224V223H118ZM160 224H162V223H160ZM167 224V223H166ZM150 225V224H149ZM168 225V224H167ZM170 225V224H169ZM168 225V226H169ZM152 226V225H151ZM151 226H149V227H151ZM163 226H164V223H163ZM163 226H161V227H163ZM189 226V225H188ZM194 226V225H193ZM206 226V227H205ZM129 227V226H128ZM147 227V226H146ZM161 227H160V229H161ZM174 227V226H173ZM173 227H172V229H173ZM190 227H191V224H190ZM151 228H152V230H151ZM150 229H149V231L151 230L152 232H154V234H156L155 233V231L153 230V227H151ZM157 228V227H156ZM164 228V227H163ZM175 228H177V227H175ZM191 228H193V227H191ZM209 228V229H208ZM165 229V228H164ZM167 229V228H166ZM196 230H198L197 232H196ZM130 231H132V230H130ZM150 231V232H151ZM158 232L160 231V230H157ZM164 231H166V230H163V232ZM171 231V230H170ZM173 231V230H172ZM171 231V232H172ZM175 231V230H174ZM127 233L129 232L128 231V229H127V231H126ZM147 232H148V230H147ZM162 232V229H161V231L159 232V233H161ZM176 232V231H175ZM177 233V232H176ZM129 234V233H128ZM127 234V235H128ZM153 233L152 234H150L149 236L150 237H152V235H154ZM158 234V233H157ZM134 235V234H133ZM163 235V234H162ZM165 235H166V232H165ZM164 235V236H165ZM167 235H168V233H167ZM178 235V234H177ZM182 235H184V234H182ZM204 235V236H203ZM212 235V236H211ZM213 235H214V239H213V241H212V238H213ZM130 236V235H129ZM147 236H148V234H147ZM147 236H146V238H147ZM148 236V237H149ZM170 236H172L171 234H170ZM179 236V235H178ZM175 237V236H174ZM212 237V238H211ZM156 238H157V236H156ZM155 238V239H156ZM163 238V237H162ZM208 238V237H207ZM207 238H204V240L205 239H207ZM149 239V238H148ZM166 239V238H165ZM173 239V238H172ZM179 239V238H178ZM186 239V238H185ZM151 240V239H150ZM167 240H169V239H167ZM191 240V239H190ZM215 240V241H214ZM129 241V240H128ZM165 241V240H164ZM176 241V240H175ZM183 241V240H182ZM149 242V241H148ZM151 242V241H150ZM169 242H171V241H169ZM177 242V241H176ZM176 242H174V243H176ZM181 242V241H180ZM187 242H189L188 240H187ZM187 242H185L186 243V245H188L187 244ZM152 243L153 244H156V242L154 243V241L152 240V242H151V244L149 245L150 247L152 246H154V247H156L155 245H152ZM172 243V242H171ZM182 243V242H181ZM180 243V244H181ZM184 243V242H183ZM161 244V243H160ZM167 244H169V243H167ZM196 244V245H197ZM200 244V243H199ZM146 245H148V243L146 242ZM164 245H166V243L165 244H163V248L164 249H166L167 248V246L169 247V245H167V246H165L164 247ZM171 245V244H170ZM174 245V244H173ZM176 245H178L177 243H176ZM185 245V244H184ZM183 246V245H182ZM181 246V247H182ZM150 247H148V248H150ZM151 247V248H152ZM153 247V248H154ZM171 247V246H170ZM170 247H169V249H170ZM174 247V246H173ZM199 248V251H198V248ZM70 248H72V247H70ZM162 248V249H163ZM177 248V247H176ZM179 248H180V246H179ZM179 248H178V250H179ZM184 248V247H183ZM182 248V249H183ZM146 249H147V247H146ZM168 249V248H167ZM173 249H175V248H173ZM74 250V249H73ZM171 250V249H170ZM178 250H176V252H178ZM181 250V249H180ZM202 251V253H201V251ZM203 250H205V252H206V250H209V251H207L206 253L209 255H207V254H205V252L203 251ZM221 250V251H220ZM76 251V250H75ZM74 251V252H75ZM146 251H148V250H146ZM169 251V250H168ZM184 251H186V250H184ZM189 251V250H188ZM188 251H186V253H188ZM211 251H213V249L211 250ZM220 251V252H219ZM153 252H154V250H153ZM159 252V251H158ZM174 252H175V250H174ZM174 252H172L173 254H175ZM190 252V251H189ZM194 252V251H193ZM198 252H199V254H198ZM76 253H77V251H76ZM165 253H167L168 255H169V253L168 252H165ZM184 253V252H183ZM191 253V256H192V252H190ZM146 254H150L149 253V251H148V253H146ZM155 254V253H154ZM163 254V253H162ZM166 254V255H167ZM178 255H179V253H177ZM196 254V255H195ZM223 254H224V258L222 259V257H223ZM71 255V254H70ZM152 255V254H151ZM167 255V256H168ZM188 255V254H187ZM186 255V258L188 257ZM147 256V255H146ZM148 256H150V255H148ZM147 256V257H148ZM158 256V255H157ZM156 256V257H157ZM162 256V255H161ZM164 256H165V254H164ZM164 256H162V257H157L158 258V260L160 261L159 263L161 264V260L160 259H162L163 261L165 260V263L167 262L168 263V259H166V256H165V258H164ZM175 256V255H174ZM177 256V255H176ZM175 256V257H176ZM182 258H184V259H180L179 258V256H178V258L179 259H175V257H174V259H173V262H172V264H178V262L181 264L182 263V261L181 260H183V262L186 260L185 259V255H184V257L182 256V253H181V255H180ZM79 257V256H78ZM153 257H154V255H153ZM171 257H172V255H171ZM150 258H151V260H150ZM164 258V259H163ZM177 258V257H176ZM191 257H189V259H190ZM216 258V259H215ZM79 259V258H78ZM83 259V258H82ZM150 261H152V262H150L149 260H147V258H146V263L147 264H153L154 262H153V260H156L155 261V263L154 264H156V262H157V264H159L158 263V261H157V259L156 258H152L151 256L148 258ZM170 259H172V258H170ZM169 259V260H170ZM188 259V258H187ZM194 259H195V261H194ZM202 259H203V256H202ZM203 259V260H204ZM206 259H205V261H206ZM216 261H215V260ZM222 259V260H221ZM80 260V259H79ZM167 260V261H166ZM176 260H177V262H176ZM203 260H199V263H201V261H202V263H204L205 261H203ZM149 261V262H148ZM192 261V260H191ZM191 261L189 262L190 264H192L191 263ZM198 261V260H197ZM207 261H206V263H207ZM84 262V261H83ZM175 262V263H174ZM186 262H187V260H186ZM216 262V263H215ZM222 262V263H223ZM166 263V264H167ZM196 264H197V262H195ZM194 263V264H195ZM198 263V264H199ZM201 263V264H202ZM206 263H204V264H206ZM207 263V264H208ZM211 263V264H212ZM222 263H219V264H222ZM83 264V263H82ZM163 264H164V262H163ZM168 264H171V262L170 263H168ZM183 264H186L185 262L183 263Z\"/></svg>",
    "mask_w": 264,
    "mask_h": 264
}]
</instances>
